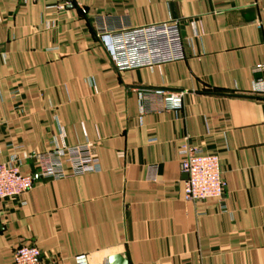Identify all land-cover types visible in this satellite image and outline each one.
Listing matches in <instances>:
<instances>
[{"label":"crops","instance_id":"obj_1","mask_svg":"<svg viewBox=\"0 0 264 264\" xmlns=\"http://www.w3.org/2000/svg\"><path fill=\"white\" fill-rule=\"evenodd\" d=\"M98 17L176 19L185 58L118 72ZM263 64L264 0H0V164L33 177L22 205L0 202V264L21 244L43 264H264ZM154 89L184 91L181 109ZM185 138L217 155L225 212L182 200ZM54 143L90 144L99 172L39 176Z\"/></svg>","mask_w":264,"mask_h":264},{"label":"built area","instance_id":"obj_2","mask_svg":"<svg viewBox=\"0 0 264 264\" xmlns=\"http://www.w3.org/2000/svg\"><path fill=\"white\" fill-rule=\"evenodd\" d=\"M48 1L52 2V8L56 11H62L71 2V0ZM121 21L122 23L114 25L100 17L95 19L96 36L106 46L116 71L151 68L184 60L183 42L179 33V22L176 19L139 27L128 25L126 20ZM263 70L264 64L253 67L254 72ZM15 93L12 91L11 95ZM152 93L159 98L162 109L167 111L181 109L184 91L166 92L154 89ZM33 158L38 175L49 179L99 172L98 161L88 143L76 146L54 143L50 151L34 155ZM178 158L180 171L185 175L182 200L192 205L214 200L217 202L218 211L225 212V183L221 178L217 155L202 152L191 146L185 138L178 150ZM13 161L12 157L7 163L0 164V202L6 199H19L22 205V197L31 188L33 177L29 174H20ZM73 262L74 264H107L106 260L90 263L88 256L83 253L74 255ZM11 264L43 263L40 260V251L34 244H21L14 249Z\"/></svg>","mask_w":264,"mask_h":264},{"label":"water","instance_id":"obj_3","mask_svg":"<svg viewBox=\"0 0 264 264\" xmlns=\"http://www.w3.org/2000/svg\"><path fill=\"white\" fill-rule=\"evenodd\" d=\"M106 262L107 264H127L126 258L123 256L122 253H114L107 255Z\"/></svg>","mask_w":264,"mask_h":264}]
</instances>
